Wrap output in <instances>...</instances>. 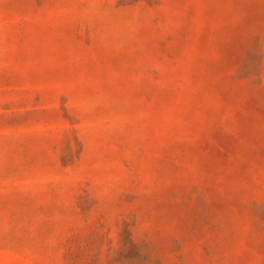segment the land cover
<instances>
[{"label": "rangeland", "instance_id": "rangeland-1", "mask_svg": "<svg viewBox=\"0 0 264 264\" xmlns=\"http://www.w3.org/2000/svg\"><path fill=\"white\" fill-rule=\"evenodd\" d=\"M0 264H264V0H0Z\"/></svg>", "mask_w": 264, "mask_h": 264}]
</instances>
